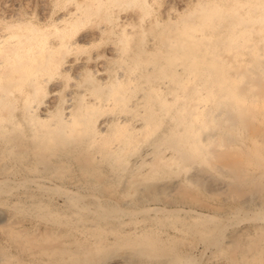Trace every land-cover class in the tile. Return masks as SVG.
I'll return each mask as SVG.
<instances>
[{
	"label": "bare ground",
	"instance_id": "6f19581e",
	"mask_svg": "<svg viewBox=\"0 0 264 264\" xmlns=\"http://www.w3.org/2000/svg\"><path fill=\"white\" fill-rule=\"evenodd\" d=\"M55 2L48 18L0 20V169L9 161L10 170L64 178L72 168L85 185L71 182L78 192L67 191L63 210L32 202L34 219L15 239L26 260L13 254L0 264H197L199 251H171V223L186 219L191 231L209 215L148 199L151 177L126 180L117 202L99 193L140 165L158 173L211 155L217 135L199 138L203 129L233 128L239 140L263 120L264 0H197L175 21L153 13L156 0ZM251 150L253 161L260 151ZM241 162L234 166L246 177ZM83 190H91L85 202ZM250 245L252 263L262 264L264 248Z\"/></svg>",
	"mask_w": 264,
	"mask_h": 264
},
{
	"label": "rangeland",
	"instance_id": "374dc122",
	"mask_svg": "<svg viewBox=\"0 0 264 264\" xmlns=\"http://www.w3.org/2000/svg\"><path fill=\"white\" fill-rule=\"evenodd\" d=\"M53 1L0 0V20L9 21V17L17 13L20 15L29 13L27 16L48 18L57 5ZM194 3L196 4L197 0H156L153 5V13L163 17L171 13V21H175L179 14H185L195 5ZM133 8L134 5H130L127 14ZM89 32L91 30L85 34ZM245 59L248 60V58ZM66 75L72 77L73 72ZM64 94L69 97L68 91L63 93V96ZM52 95L53 93L47 99L48 102H55V96ZM258 120H255L256 123L253 124L255 127H250L252 124L249 126L248 132L242 130L244 136L246 132L248 136L250 133V138L246 139L243 136V140H235L233 128L218 133L212 129H203L199 138L206 137L211 133L217 135L215 147H219L215 150L213 148L214 151L211 155L199 154L194 165L187 160L177 169H163L158 173H155L146 164L133 170H126L120 178L113 177L114 179L103 184L99 196L104 200L117 202L126 188V180L138 181L139 177H151L152 179L145 183L144 194L148 199L162 203L163 200L164 202L167 200L171 204V210L192 209L210 216L199 220L197 227L191 231L184 228V225L189 222L186 219L179 223H171V251L173 253L195 249L199 251L197 264H253L251 260L255 253L254 250H251L250 244L255 242L264 248V179L260 176L264 172V135L260 133L264 127V118L261 120L263 124L261 122L259 124ZM254 129L258 131V135L254 133ZM248 136L246 135V137ZM251 138L254 142L256 140L257 145L261 142V146H256L255 143L256 147L251 146L253 144ZM246 147L249 150L252 149L251 154L255 149L260 151L257 158L253 157L257 160L253 159L256 164L252 163V158L249 157V150ZM240 159L246 162L244 166L241 165L242 168L249 169L250 174L248 173L247 178L243 177V170L236 169L234 166L236 163H242ZM248 159H251V164H249L250 161H247ZM1 166L0 163V168ZM10 167L12 168V163L8 161V169L4 171L0 169V258L7 256L9 259V255L17 254L18 257L14 259V262H24L26 253L17 252L18 243L15 239L21 233L18 228L23 223H29L34 219L27 212L30 204L43 199L51 209L63 210L66 207L65 198L69 194L67 191L78 192L76 184L85 185V180L80 177L77 170L72 168L65 170L61 174L62 176L59 175L64 178L52 175L46 178H37L34 174L19 168L10 170ZM194 174H197V180L192 182L191 176ZM76 175L75 179L71 178ZM72 181L76 184L71 183ZM40 183L48 186L56 183L61 188L57 191H50L39 186ZM90 193L91 190L77 193V200L88 201L85 196ZM129 197L138 200L136 193L129 194ZM152 204L156 203L152 201ZM121 209L119 204L117 210ZM234 238L240 239L239 243L236 242L238 244H230ZM219 239H222L220 247L215 245ZM245 249L247 250L245 251ZM262 264H264V260Z\"/></svg>",
	"mask_w": 264,
	"mask_h": 264
}]
</instances>
